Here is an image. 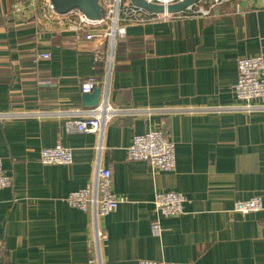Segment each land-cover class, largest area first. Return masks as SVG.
Masks as SVG:
<instances>
[{"label":"crops","instance_id":"crops-1","mask_svg":"<svg viewBox=\"0 0 264 264\" xmlns=\"http://www.w3.org/2000/svg\"><path fill=\"white\" fill-rule=\"evenodd\" d=\"M49 2L0 0V158L13 179L0 188L1 264H98L91 215L66 202L95 179L98 163L124 199L100 220L108 241L99 264H264V102L241 112L233 92L237 60L264 61V0L131 24L105 52L79 40L76 17L50 13ZM91 77L99 105L116 110L102 139L67 129L91 110L82 91ZM150 129L173 141V171L128 160L133 137ZM58 144L73 163L42 164L41 151ZM168 190L184 196L183 215H157L154 196ZM254 197L263 210L233 213Z\"/></svg>","mask_w":264,"mask_h":264},{"label":"built area","instance_id":"built-area-1","mask_svg":"<svg viewBox=\"0 0 264 264\" xmlns=\"http://www.w3.org/2000/svg\"><path fill=\"white\" fill-rule=\"evenodd\" d=\"M158 5H173L183 0H147ZM203 1V2H202ZM235 0H208L209 6L203 9L196 4L189 7L182 15H200L209 17L212 15V8ZM205 3L206 0H199L198 3ZM104 9V15L100 19H90L80 10L75 9L69 14L76 17V22L71 29L77 31L78 39L81 41L95 43L98 52H105L108 48L115 49V44L123 41L127 37V27L131 24L144 25L149 22L159 21L168 18L170 14H158L139 6L132 0H100ZM16 12H21L20 7H16ZM47 10L56 13L54 6L49 2ZM180 14V13H178ZM177 14V15H178ZM49 53H42L41 58H49ZM237 82L233 85V92L239 106L234 108L241 112L250 113L263 110L255 102H264V61L259 56L241 58L237 60ZM97 80L94 77L82 81L83 93H92L97 87ZM107 103V102H106ZM99 105L90 112L78 115L74 119L67 121V129L74 132L93 133L103 138L104 129L113 118L116 110L108 103ZM101 150V146L99 145ZM127 157L129 161L142 160L148 163L149 167L161 171H173L175 169V150L173 141L160 129H150L147 132L137 134L133 137L131 144L127 147ZM74 154L72 150L63 145L45 147L41 151L42 164L62 165L72 164ZM95 179L71 191L66 202L77 209L91 215L93 235L90 241V248H95L97 257L91 259L92 263H100V251L103 243L108 241L107 231L101 226L100 220L115 212L121 198L112 187V171L98 163ZM13 179L3 169V160L0 158V188H7L12 185ZM185 198L182 194L174 190L159 191L155 194L153 203L159 217H179L183 215ZM263 210L262 200L258 197L247 201H236L233 206V213L242 215L251 214ZM153 232L159 234L162 227L157 218L152 224ZM4 253V242L0 238V264ZM138 264H177L175 261L163 260H141Z\"/></svg>","mask_w":264,"mask_h":264},{"label":"water","instance_id":"water-1","mask_svg":"<svg viewBox=\"0 0 264 264\" xmlns=\"http://www.w3.org/2000/svg\"><path fill=\"white\" fill-rule=\"evenodd\" d=\"M132 1L144 9L158 14L167 13L170 15H177L178 13L184 12L189 7L194 6L199 0H183L168 6L150 3L147 0ZM50 2L54 6V10L57 14H66L72 10L78 9L92 20L100 19L104 15L100 0H50ZM101 91L100 87H95L92 93H84V106L90 109L99 106Z\"/></svg>","mask_w":264,"mask_h":264},{"label":"rangeland","instance_id":"rangeland-1","mask_svg":"<svg viewBox=\"0 0 264 264\" xmlns=\"http://www.w3.org/2000/svg\"><path fill=\"white\" fill-rule=\"evenodd\" d=\"M56 12V11H55ZM103 13H104V9H103Z\"/></svg>","mask_w":264,"mask_h":264}]
</instances>
